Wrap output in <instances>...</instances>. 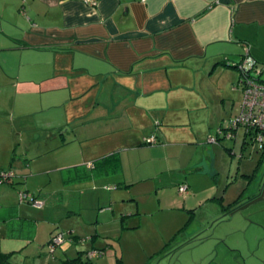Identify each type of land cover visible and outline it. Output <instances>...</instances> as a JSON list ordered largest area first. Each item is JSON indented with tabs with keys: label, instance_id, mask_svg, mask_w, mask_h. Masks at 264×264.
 <instances>
[{
	"label": "crops",
	"instance_id": "1",
	"mask_svg": "<svg viewBox=\"0 0 264 264\" xmlns=\"http://www.w3.org/2000/svg\"><path fill=\"white\" fill-rule=\"evenodd\" d=\"M22 1L23 10L15 13L16 19L0 10V26H9L0 30V52H20L26 66L9 71L6 63L12 61L5 59L0 77L13 81L17 97L34 102L31 112L40 114L39 125L52 134L70 125L75 130L71 139L103 140L89 148L91 156L83 163L118 152L121 169L110 175L121 174L119 183L127 187L149 186L147 182L158 173L175 169L159 160L167 154L183 161L179 169L191 170L177 180L178 185L185 183L188 189L198 190L221 181L218 216L207 219L219 220V264L259 260L253 239L264 228V179L253 181L264 162L262 151L253 147L243 127L241 135L237 128L231 138H225L232 140L231 147L220 145L231 156L239 154L234 170L230 161L220 169L217 153L206 166L194 160L196 152L182 156L180 148L204 147L205 130L200 125L210 127L230 116L235 103L240 111L239 71L234 83V67L222 62H238L247 51L264 75V0ZM215 71L228 84L217 83L210 93L200 79ZM151 135L155 143L144 144ZM166 147L172 150L166 151ZM155 150L160 151L159 156ZM133 154L149 160L132 167L128 163ZM13 161L12 154L0 170H13ZM51 196L41 193L38 197ZM9 207L23 217L16 206H0V217ZM189 216L180 229L192 220L193 212ZM28 219L35 222V236L36 221ZM117 223L110 222L113 225H107L104 233L113 235L118 229L131 228L123 218ZM177 231L162 237L161 241L168 240L165 247L177 238ZM164 246L157 251L169 248Z\"/></svg>",
	"mask_w": 264,
	"mask_h": 264
},
{
	"label": "rangeland",
	"instance_id": "2",
	"mask_svg": "<svg viewBox=\"0 0 264 264\" xmlns=\"http://www.w3.org/2000/svg\"><path fill=\"white\" fill-rule=\"evenodd\" d=\"M23 3L22 0H0V10H6L10 18L16 19L15 13L23 10ZM20 22L19 17L18 23ZM1 28L6 31L9 26L2 23L0 30ZM0 39L3 38L0 36ZM0 58V66L5 59L12 61L11 64L9 61L6 63L9 71L26 66L20 59V52L17 51H1ZM232 71L236 75L235 83L238 70L234 68ZM215 73L217 71L211 74L206 72L200 79L204 83L203 88L210 93L214 91L217 83L228 84ZM0 78H3L0 93V165L7 164L13 154L15 174L13 184L0 182V206H16L19 215L36 221L35 236L30 241L25 238L26 234L22 238L8 237V226L0 217V251L7 252L11 262L71 264L69 259L81 257L82 261H89L90 264H219L222 258V247L218 239L219 220L207 219L218 214L217 200L224 183L214 182L213 187H202L198 190L189 188L187 194H179L176 182L181 181L184 173L187 176L191 170L179 169L183 161L171 158L172 156L167 154L158 157L161 158L159 160L175 169H165L158 173L151 182H147L149 186L144 183L128 187L122 185L119 183L121 174L65 186L61 181L60 169L86 162L91 156L89 148L103 140L71 139L74 138L72 133L75 134V130L70 125L57 129L55 134L50 133L46 127L39 125L40 114L34 115L31 112L30 106L34 102L17 97L13 81L5 77ZM212 97L219 100L213 94ZM231 110L230 116L218 123H212L210 127L201 124L200 127L205 130L204 147L190 151L184 146L181 148L179 146L181 155L196 152L194 160L198 159L201 165L208 166L211 158L217 153L219 168L227 166L230 161L231 170H234L239 154L236 152L235 156H231L221 149V144L231 147L233 143L232 140L225 139L223 134L217 136L218 130L227 131L230 126L229 120L239 112L238 104L235 103ZM238 132L240 135L243 133L241 126L238 127ZM210 137L216 138L217 141H209ZM240 143L241 139L238 144ZM167 147L166 151L172 150ZM253 147L255 148V145ZM155 151L159 156L160 151ZM150 153L154 154V151ZM141 156L142 154L131 155L128 164L132 167L140 166L149 160L145 161V155L144 159ZM263 179L264 162L253 184ZM20 190H28L26 192L29 195L34 193L37 196L40 191L44 195L53 196L49 199L36 198V201L42 203L41 207H38L30 201H20ZM137 208L140 213H137ZM192 212V220L184 229H180L188 222L189 213ZM121 218L131 228L118 229L113 235L104 233L107 225H118L117 222ZM110 222L113 224H109ZM176 231L177 238L167 245L169 248L157 251L168 242L161 241L162 237L165 239ZM257 232L253 239V247L256 248L260 259L253 264H264L263 226ZM188 234L192 235L186 237ZM58 235L59 243L53 244V237ZM92 251L96 252V256L89 257ZM98 251L102 252L100 256Z\"/></svg>",
	"mask_w": 264,
	"mask_h": 264
},
{
	"label": "built area",
	"instance_id": "3",
	"mask_svg": "<svg viewBox=\"0 0 264 264\" xmlns=\"http://www.w3.org/2000/svg\"><path fill=\"white\" fill-rule=\"evenodd\" d=\"M87 4H93L94 0H83ZM237 69L239 71V77L237 80V86L242 90V101L240 111L230 121V131L218 130L217 136L223 134V137L231 138L233 131L239 126L244 128L246 135L254 143L255 148L258 151L264 149V81H260L261 68L256 64L253 57L245 51L240 60L237 63ZM223 132V133H222ZM216 136V137H217ZM145 141L152 144L155 143L156 138L151 135L145 138ZM209 141L216 142L217 139L210 137ZM13 170H0V182L13 183L14 177ZM178 193L186 194L188 192V186L183 183L178 185ZM20 201H30L35 206L41 207L42 203L36 200H31L30 195L25 191H19ZM59 235L53 237L52 243H59ZM98 255L102 253L97 252ZM96 256V252L89 253V257Z\"/></svg>",
	"mask_w": 264,
	"mask_h": 264
},
{
	"label": "trees",
	"instance_id": "4",
	"mask_svg": "<svg viewBox=\"0 0 264 264\" xmlns=\"http://www.w3.org/2000/svg\"><path fill=\"white\" fill-rule=\"evenodd\" d=\"M237 63L238 62H235V63H229L227 61L222 62V64L232 66L234 68H237ZM258 80L264 81V75L262 76V73L259 76ZM231 120L232 119L229 120V124ZM229 127L227 128V131L229 130ZM144 144H150V143L144 141ZM262 156H264V149L262 151ZM120 169H121V164H120V158H119L118 152H112L102 157L93 159L89 161L88 163L66 167L62 169L61 175H62V181L64 184H72L75 182H80V181L87 180V179L94 178V177L116 174L120 171ZM39 195H41L40 192H38L37 196H35L34 193L30 194L31 200H36V198H38ZM1 220L6 222L8 226L7 227L8 237L22 238L26 234L27 237L25 238H27L28 240L33 239L35 222L28 218L19 217L16 214L15 208L13 207L7 208V211L4 217H1ZM118 261L121 262L120 260ZM69 263L71 264H90L89 261L87 262L82 261L81 257H75V258L69 259ZM0 264H17V263L10 261L9 254L7 252L0 251Z\"/></svg>",
	"mask_w": 264,
	"mask_h": 264
}]
</instances>
